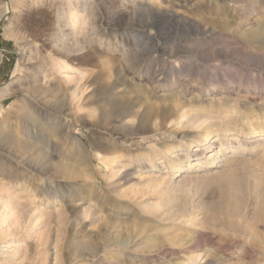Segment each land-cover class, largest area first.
<instances>
[{"label": "rangeland", "instance_id": "374dc122", "mask_svg": "<svg viewBox=\"0 0 264 264\" xmlns=\"http://www.w3.org/2000/svg\"><path fill=\"white\" fill-rule=\"evenodd\" d=\"M212 260L264 264V0H0V264Z\"/></svg>", "mask_w": 264, "mask_h": 264}, {"label": "bare ground", "instance_id": "6f19581e", "mask_svg": "<svg viewBox=\"0 0 264 264\" xmlns=\"http://www.w3.org/2000/svg\"><path fill=\"white\" fill-rule=\"evenodd\" d=\"M7 14V10H6V13H5V15ZM5 15L3 16L2 15V17L4 18L5 17ZM159 52V51H158ZM14 70V69H13ZM17 69H15L14 71H13V74H12V76H14L15 75V73L17 72L16 71ZM18 71H19V69H18ZM120 86H122L123 87V89L122 90H120V89H118V90H120V91H118V93H117V95H119V97H120V99H122L124 96H125V94H127V92H128V88L126 87V86H124V85H122V84H117V85H115L114 84V86L112 87V89H111V92H117L116 90H117V88L118 87H120ZM130 89L131 90H135V88H131L130 87ZM137 96V95H136ZM137 100V98L135 97L134 98V100ZM139 99V98H138ZM147 97H145V98H142V100H141V97H140V99L139 100H141L140 102V105H138V106H140V107H143V109H142V114H141V116L139 117V116H137V114H134L133 113V109L136 107V106H131V107H129V111H130V113H129V115L128 116H133V117H136V118H138V119H140L142 122H144L145 121V119H148L150 116H152L154 113H155V107H154V105L152 104V102H148L147 100ZM136 112V111H135ZM150 133V132H149ZM150 135V134H149ZM202 137H204V139H203V141H205L206 142V144H209L210 143V141H207V135L206 134H204V135H202ZM215 141H213L212 143H214ZM100 147V146H99ZM226 148V147H225ZM100 149H102V150H104V151H109L110 149L109 148H103V147H100ZM224 148L222 147V146H220V149L219 150H216V151H211V152H209L208 153V155H207V157H206V160H208V162H206L207 164H212L213 162H224V161H226V158H225V153H224ZM226 152V151H225ZM205 163V164H206ZM198 166H202L200 163L199 164H197ZM1 207H3V203H1ZM81 226L83 227V228H85L86 227V224H81ZM193 245V244H192ZM191 244H190V247L189 248H192L193 246H192ZM123 247H125V246H123ZM126 248V247H125ZM208 251V250H207ZM215 260H212L211 261V264H220L219 262H214Z\"/></svg>", "mask_w": 264, "mask_h": 264}]
</instances>
